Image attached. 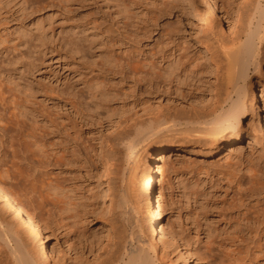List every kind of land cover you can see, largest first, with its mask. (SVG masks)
<instances>
[{"label": "rangeland", "instance_id": "obj_1", "mask_svg": "<svg viewBox=\"0 0 264 264\" xmlns=\"http://www.w3.org/2000/svg\"><path fill=\"white\" fill-rule=\"evenodd\" d=\"M191 2L193 7L190 5ZM252 2L253 0H213V11H215L208 15L204 0H0V81L4 79V76L12 75L13 80L5 82L6 89H11L19 96L22 103L20 107L22 114L14 111L13 105L10 104L7 117H3L0 121L1 185L10 188L11 186L8 185L11 183L10 185L14 186L16 179L12 178L18 177L16 173L18 171V174H22V177L19 174L18 178H21L23 186L31 185L32 187V184L37 182L32 190L37 188L36 193H38L42 189L41 186L47 180L45 166L47 132L45 123L48 114L45 101L46 92L51 85L62 81L67 75L72 78L84 74L94 79L101 75L107 83V89L114 90L119 95L114 101L103 99L91 105L92 118L86 129H89L91 133L88 136L90 146L98 153L104 150L107 156L108 153H117V150H113V146H116L128 125L141 121L151 114L175 112L188 116L204 114L206 108H209L219 96L222 85L226 82L224 64L220 65L223 57L220 53L216 55L220 41L222 39L227 41L242 31L243 24H246L243 21L245 16L243 14L250 9ZM123 3L130 8L132 15V20H129L127 25H125L124 16L120 13V10H123V5H121ZM194 8H199L201 11L196 14L197 12H193ZM199 14L202 15L199 16ZM163 30H166L169 45L174 44L180 47L182 52L188 53L191 59L197 60L201 71L203 70L201 76L203 85L197 94L201 99L183 103V106L178 108L179 110L176 108L179 105L170 102L165 95L158 93L156 84L152 80L145 83H133L127 79L128 75L125 71L120 69V73H114L112 69L113 62L134 63L145 55L152 53L157 55L162 48L161 32ZM217 40H220L219 43ZM204 42H207L211 52H215L217 62H221L219 65L224 69L221 71L220 67L221 70L216 71L217 75L219 74L218 78L214 71L211 73V64H209L211 62L205 57ZM216 47L217 49L213 50ZM249 83L255 85L258 106L261 107V121L264 122V77L260 79L253 70ZM15 84L20 85L19 90L27 87L32 97L26 98L25 95L20 94L15 89ZM134 100L147 102L150 109L160 106V111L156 108L148 112L149 114H141V108L136 112L135 110L128 111L120 118L123 125L118 130H109L105 125V121L111 115L109 110L115 107L122 109L124 105L129 107ZM170 106L173 107L170 108ZM135 113L138 115L135 116ZM4 128L7 130L6 134L2 131ZM261 134H264V129L261 132L258 120L248 113L242 137L233 148L230 144L221 145L219 146L220 151L209 155H198L181 149L172 150L175 157L178 155L177 158L183 160L176 165L179 168V171L176 170L178 173H174L172 168H167L164 174L156 172L158 169L155 170L157 179H161L162 175L168 177L166 180L180 176L196 185L198 203L203 205L199 204L197 207L190 208L189 213L192 218H195L198 232L204 234L198 237L194 227L181 222L177 224L179 227L176 225V239L178 246L192 254L197 264H264V240L254 238L256 233L241 239L225 237L226 240L219 246L218 241L215 243L212 239H207L206 236L209 233L207 230L204 231L207 229L206 224L212 227H223L226 218L223 212V215L221 214L219 203L228 198L229 193H232L237 180H242L243 186L240 193L242 200L243 198V201L246 200L245 205L254 206L255 210H264V135ZM23 137V140L26 139L25 142L22 140ZM147 152L150 157L144 156L145 158L139 162V167H137L139 169L136 172L138 173L136 180L137 178L138 180L134 181L133 186L136 187V183H139L140 189L137 194L134 192L135 196L140 195V191L141 194L144 193V189L141 188L143 185L142 187L145 186L146 189L143 180L144 169L154 164L150 159L157 157L153 151L148 150ZM228 156L232 158L226 161ZM90 163L87 165L89 174L83 182L98 197L94 195L97 199L95 201L97 206L95 205L96 209H94L96 210L95 215L90 218L93 222L84 228L88 232L87 235H93V240L86 238L88 242L83 247L64 244L61 228L51 226L45 217L48 209L47 204L44 203L45 200L39 198L44 206L42 207L40 205L42 203L38 200L37 202L40 203L36 205H40L41 208H39L40 206L35 205L36 202L32 203L34 195L31 197L33 199L30 197L27 201L24 199V202H31L29 212L37 219L39 218L41 227L49 237L53 264H95L97 259H100V262L96 264H101L116 252V249L111 247L112 244L115 245L120 240H125L129 232L128 226L124 224V220L122 221L120 211L116 207L120 198V189L117 171L112 166L113 162L107 171H103L99 162L91 160ZM32 179L35 180L32 181L33 183L30 181ZM194 179H198L197 184ZM212 179L216 182L211 183ZM19 181L20 179L17 182L20 183ZM139 181H142L141 185ZM232 181L235 186L231 183ZM18 183L16 185L23 188ZM25 186L23 189H31ZM169 187L163 191V199H161L163 226L172 222L174 214H178L179 210L177 192ZM228 189L230 192L226 191ZM101 191L103 195L106 193L103 198L99 197ZM43 192L42 190L41 193ZM41 193L35 194L36 199ZM140 204L141 207L142 204ZM106 207H109L110 214L105 209ZM1 208L0 204V210ZM6 212L1 211L9 220L10 214ZM41 217L45 218L41 219ZM103 229L108 230L113 237V242H107L104 237L97 235ZM90 230L94 233L91 234ZM257 232L260 236L264 235V224L257 229ZM164 240L162 264H180L177 262V247L173 245V240L170 238Z\"/></svg>", "mask_w": 264, "mask_h": 264}, {"label": "bare ground", "instance_id": "obj_2", "mask_svg": "<svg viewBox=\"0 0 264 264\" xmlns=\"http://www.w3.org/2000/svg\"><path fill=\"white\" fill-rule=\"evenodd\" d=\"M204 2L208 15L214 13L213 0H204ZM121 5H123V10L121 9L120 13L121 16H124L125 25H127L130 22L129 20H132L131 10L125 3ZM190 5L193 7L192 2ZM196 9L194 8L193 12L198 14L201 10L199 8ZM243 15L246 16H244L243 20L246 24H243L242 31H239L227 41L225 39L219 40V50L217 47L213 49H217L216 55L220 53V56L223 57L222 64L217 62L218 59L215 58V52H211L207 42H204L205 57L211 62L209 63L211 64V73L214 71L216 76L217 70L220 71L222 69L221 71H224L220 66L223 64L226 71L224 73L226 82L222 85L219 96L216 97L209 108H206L205 113L199 116H188L176 112L158 115L151 114L141 121H135L132 125H128L123 136L118 139L116 146H113V150H117L116 154L115 152L114 154L108 153L107 156L104 150L100 153L95 151L88 142V136L91 133L89 129L86 130L92 118L90 114L92 112L91 105L103 99L114 101L119 96L116 91L107 89V83L104 78L101 75L96 79L84 74L72 78L67 75L62 81L49 87L45 99L48 109L45 123L47 128L45 143L47 180L43 185L41 184L42 189H40L41 191L39 190L40 193L42 190L44 192L36 199L37 195L35 194L39 192L36 193L37 188L32 190L33 187H36L34 184L37 185V182L33 183L35 181L33 179L30 180L31 182L33 181L32 187L31 185H24L31 189H23L21 178H18L21 173L18 174V171L16 172L18 179L12 178L16 179V183H12L14 186L10 185L11 183L9 185L6 183L12 188L0 183V204L2 205L0 210V264H53L49 237L41 227L39 218L37 219L29 212L33 195L35 198L32 203L36 202L35 205L42 203L41 199L45 200L44 203L47 204L45 205L48 208L47 216L45 217H47V221H49L51 226L61 228L63 231L61 236L65 245L73 244L83 247L88 240H93V235H87L88 232L84 230L88 224H92L93 221L91 222L90 218L95 215L94 211H96L94 210L96 209L95 201L97 200L94 197L95 194L83 182V179L89 174L87 165L91 160L96 163L99 162L103 171H107L113 162L112 166L117 171L120 189V198L116 207L120 211L119 215L122 221L124 220L125 222L123 223L129 229L125 240L122 239L115 245L112 244L111 247L115 248L116 252L110 259L101 264H162L164 239L167 238L172 239L173 245L177 247V262L180 264H197L193 260L192 254L178 246V240L176 239V225L181 224V222H184L189 227H194L198 237L204 234L198 232V225L194 221L195 218H192L189 213L190 208L197 207L199 204L203 205L198 203L196 185L180 176L166 180L167 176L161 174L162 178L157 179L158 177H155V173H163L167 168H172L174 173H178L179 168L176 165H179L180 161L183 160L177 158L178 155L175 157L172 150L181 149L198 155H209L220 151L219 146L221 145L230 144L231 148H233L235 143L240 141L242 137L248 113L258 120L260 131H263L264 122L261 121V107L259 108L258 106L255 85L249 82L253 70L260 79L264 77V0H253L250 9ZM161 34L162 48L157 55L154 53L145 55V57L137 59L134 63L113 62L112 69L114 73H120L121 70L125 71L128 75L126 76L127 79L133 83H145L148 80H152L156 84L155 87L158 93L165 95L170 102L179 105L176 108L180 109L183 103L201 99L198 98L200 96H197V94L201 85H203L201 77L203 70L201 71L197 60L191 59L187 55L188 53L182 52L180 47L174 44L169 45L170 41L166 38V30H163ZM220 56L218 57L220 58ZM199 57L201 56L199 55ZM218 77L219 74L217 75ZM12 80L13 77L10 75L4 76V79L0 81V108L2 109L0 121L3 117H7V110L10 104L13 105L14 111L22 114L20 111L22 103L19 96L11 89H6L5 82ZM19 87V84H15V89L20 94L25 95L26 98L32 97V93L27 87L22 90H19ZM142 101L134 100L129 107L124 105L120 106L122 109L115 107L109 110L111 115L105 121V125L109 130H118L123 125L122 121L120 122V118L127 114L128 111L135 110L136 112L137 109L141 108L140 110L143 112L141 114H147L153 108H156L150 109L146 104L147 102L143 103ZM155 105L157 106V104ZM159 107L156 108L158 111H160ZM181 109L184 108L181 107ZM178 110L174 109V111ZM137 115L138 113H135V116ZM2 131L5 134L7 133L6 128L2 129ZM254 131L256 130L254 129ZM29 136L32 137L33 135L29 134ZM10 139L12 141L13 138L11 137ZM25 140L23 141L25 142ZM27 147L29 148L30 146ZM148 150L157 154V157L150 159L155 165L150 164L144 169L143 180L145 181L146 189L142 185L141 188L144 189V193L141 194L140 191V195H138L140 197H138L134 195V192L137 194L140 189L139 183H136L138 189L133 184L134 181L138 180V178L136 180V174H138L136 172L139 169L137 168L139 167L138 164L145 158L144 156H149ZM231 154L232 152L230 151ZM173 157L174 159H171ZM231 158L228 156L226 161L231 160ZM145 166L146 164L144 168ZM175 167L176 169H174ZM156 169L158 170L155 172ZM177 169L178 171H176ZM16 173L14 172V174ZM23 177L25 178V176ZM19 179L20 183L17 182ZM215 182L216 180H211V183ZM17 183L23 188H19L16 185ZM141 183L142 181L140 185ZM197 183L198 181L195 184ZM231 183L233 184V181ZM242 186V180H237L232 193L227 195L229 201H227L228 198H223L224 200L222 199L223 201L219 203L221 205V214L223 215L224 213L226 218L223 227H212L206 224L207 229L204 231L207 230L209 233L206 236L207 239H212L215 243L218 241L219 246L227 237L241 239L255 233L254 238L264 240V235L260 236L257 232V229L264 224V210H255L254 206L245 205L246 200L243 201L244 198L242 200L240 193ZM167 187L170 189L172 187V189L176 190L179 210L178 214H174L172 222L167 226L165 225V227L162 225L163 210L161 199H163V191ZM226 191H229V189ZM99 195L100 198H103L106 193L103 195L101 191ZM28 197L31 198L30 203L24 202V199L27 201ZM38 200L40 202H37ZM138 202L142 204L141 207ZM40 205L44 207L43 203ZM105 209L110 214L109 207ZM1 211L4 213L7 211L10 214V219L8 220ZM45 217H41V219ZM90 232L91 234L94 233L92 230ZM97 235L104 237L107 242H113V237L107 229H103ZM86 238L89 239L85 240ZM97 262H100V259H97Z\"/></svg>", "mask_w": 264, "mask_h": 264}]
</instances>
